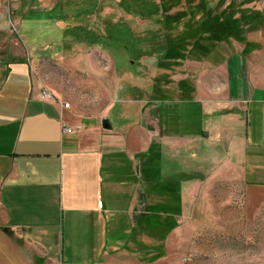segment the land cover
<instances>
[{
    "label": "crops",
    "instance_id": "0c3cea01",
    "mask_svg": "<svg viewBox=\"0 0 264 264\" xmlns=\"http://www.w3.org/2000/svg\"><path fill=\"white\" fill-rule=\"evenodd\" d=\"M74 1L0 3V255L168 264L203 182H237L247 198L264 190V65L242 44L204 61L185 50L166 64L178 79L157 78L151 64L143 82L149 55L119 68L81 35L105 36L114 6L98 0L83 17L84 0ZM11 26L21 46L9 45Z\"/></svg>",
    "mask_w": 264,
    "mask_h": 264
},
{
    "label": "rangeland",
    "instance_id": "374dc122",
    "mask_svg": "<svg viewBox=\"0 0 264 264\" xmlns=\"http://www.w3.org/2000/svg\"><path fill=\"white\" fill-rule=\"evenodd\" d=\"M3 1L7 5L15 3V6L20 0L10 2L2 0L1 5L4 4ZM77 1L73 3L75 8L81 4ZM232 2L240 4L243 9L260 10L264 15V0H104L103 4L114 6L117 10V18L113 20L114 16H111V20L105 21V36L97 37L96 34L85 31L81 35L83 39L95 41L111 53L119 68H131L132 64L129 61L134 60L133 55L130 54L132 46H120L121 34L124 35L123 38L128 35L151 38L141 46L143 49L154 48L164 44L165 37L177 39L187 34L189 29L203 18L220 13ZM84 4L85 11L83 10L81 15L88 17L93 13L94 6L99 5L100 2L84 0ZM16 10L15 7H10L7 11L11 23ZM14 25L17 26L15 23ZM247 27L248 24H245L244 28ZM10 30L7 39L9 45L21 46V40L16 37L12 26ZM2 33H4L3 37ZM5 33L0 31V47L5 45L7 37ZM244 35L248 40L259 44L249 57L251 63L264 65V28L258 31L245 30ZM151 41L153 42L150 43ZM233 45L234 48L225 42L215 44L213 41L201 38L193 42L186 59L201 56L204 61L205 53L209 52V49L229 47L234 50L239 46L235 42ZM142 62L145 70L139 71V77L144 80L143 82L150 74L149 71L146 72V67L151 64L155 68V76L159 79L170 76L168 80L173 81L181 74L177 67H168L156 54L144 58ZM170 71L174 73H168ZM82 90L86 91V89ZM199 192L188 206L182 229L172 239L168 264H264V190L252 191L251 198H247L243 186L237 182L214 184L203 182ZM8 243L7 238L2 239L0 247ZM22 252L25 254L23 249ZM21 260L15 263L9 257L0 255V264H57L53 260H44L40 257H35L31 262L28 257Z\"/></svg>",
    "mask_w": 264,
    "mask_h": 264
},
{
    "label": "trees",
    "instance_id": "16d2710c",
    "mask_svg": "<svg viewBox=\"0 0 264 264\" xmlns=\"http://www.w3.org/2000/svg\"><path fill=\"white\" fill-rule=\"evenodd\" d=\"M236 14L239 15L235 16ZM245 24H248L247 28H244ZM263 28L264 15L260 10H253L250 8L243 9L240 7V4L232 2L220 13L208 15L203 18L201 22L192 26L187 34H184L177 39L165 37L164 44L157 45L154 48L143 49L141 46L143 42H149V39L151 38H141L139 36L134 37V35L132 37H129L128 35L126 38H123L124 35L121 34L119 40L122 42V44L120 43V46H132L130 54L131 56L133 55L134 60L131 59L129 61L132 64V67H134L136 63V58L153 54H156L159 59H162V61L165 62V64L177 65L171 61L182 58L184 55L183 51L189 50L193 42L201 38L213 41L215 44L218 42H225L230 44L233 48L234 42L242 44L243 52L247 48V53H250L252 50L256 49L259 44L256 41L248 40L244 35L245 30L258 31ZM152 42L153 41L150 43Z\"/></svg>",
    "mask_w": 264,
    "mask_h": 264
},
{
    "label": "built area",
    "instance_id": "2783aa9c",
    "mask_svg": "<svg viewBox=\"0 0 264 264\" xmlns=\"http://www.w3.org/2000/svg\"><path fill=\"white\" fill-rule=\"evenodd\" d=\"M5 1L10 2V1H17V0H5ZM40 95L45 100H53V99L58 100V98H56L53 95V93L50 90H48L47 88H43L40 92ZM58 101H60V100H58ZM61 103H62L64 108H67L69 106V102L62 101ZM78 128H79V126L77 125L73 129H78ZM62 129L65 132H71L73 130L70 126L66 125L65 123H63V125H62ZM102 204H103L102 200H98L97 205L99 208L102 207Z\"/></svg>",
    "mask_w": 264,
    "mask_h": 264
},
{
    "label": "water",
    "instance_id": "95a60500",
    "mask_svg": "<svg viewBox=\"0 0 264 264\" xmlns=\"http://www.w3.org/2000/svg\"><path fill=\"white\" fill-rule=\"evenodd\" d=\"M101 126L105 129H109L111 127L107 118L101 120Z\"/></svg>",
    "mask_w": 264,
    "mask_h": 264
}]
</instances>
